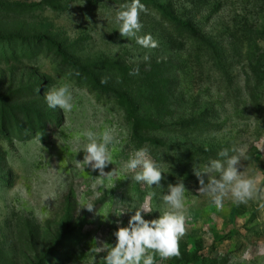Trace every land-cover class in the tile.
<instances>
[{
    "label": "rangeland",
    "instance_id": "rangeland-1",
    "mask_svg": "<svg viewBox=\"0 0 264 264\" xmlns=\"http://www.w3.org/2000/svg\"><path fill=\"white\" fill-rule=\"evenodd\" d=\"M129 2L0 0V264H104L92 249L114 246L136 208L162 215L181 180L180 254L153 253L156 264H264V193L244 204L229 194L217 211L193 174L235 148L238 170L264 187V0H141L138 35L154 49L120 36L115 15ZM65 83L72 111L49 108L46 94ZM105 128L119 141L104 169L112 188L76 163V137ZM144 146L159 187L121 173ZM96 192L93 211L80 208Z\"/></svg>",
    "mask_w": 264,
    "mask_h": 264
},
{
    "label": "clouds",
    "instance_id": "clouds-1",
    "mask_svg": "<svg viewBox=\"0 0 264 264\" xmlns=\"http://www.w3.org/2000/svg\"><path fill=\"white\" fill-rule=\"evenodd\" d=\"M146 12L147 9L141 0H130L116 13L115 21L119 25L118 32L121 37L127 40L134 39L135 43L142 48L154 49L158 43L150 34L138 35L142 29L139 16ZM144 59L147 60L148 57L145 56ZM137 72V69H133L129 74L135 75ZM72 100V93L67 83L51 89L45 96L49 108L65 112L72 111L74 107ZM76 140L82 143V146L76 149V153H84L83 160L76 163L82 170L89 167L98 173L96 185L102 186L107 180L108 188H112L114 172L112 170L106 173L104 169L109 164L113 165L111 146L119 143L113 131L109 128H105L100 133L88 130L76 137ZM217 155L219 158L210 160L203 169L193 170L199 185L197 191L208 195L210 203L217 211L224 209V200L229 194L234 203L244 204L264 193V187L258 186L254 178H245L242 171L238 170L242 167L240 161L246 159L243 150L222 149ZM121 173L125 178L127 174H131V179L137 183L143 182L148 187L152 185L159 187L164 172L150 158L148 147L144 146L129 155L121 166ZM213 173L216 175H210ZM202 174H206L207 182H205V175ZM188 193L182 180L174 185L169 184L167 193L161 197L168 208L167 211L156 219L145 220L142 214H150L151 207L136 208L134 214L128 219L127 226L118 227L113 233L114 246L101 243L99 247L93 248L92 252L94 254L106 252L103 256L104 264H156L153 253L161 260L179 256V241L186 231ZM99 196L100 193L96 192L95 197L83 203L80 208L92 212L95 207L93 200ZM125 211L127 210L121 208L119 215L124 214ZM90 259L92 264H95V255H92Z\"/></svg>",
    "mask_w": 264,
    "mask_h": 264
}]
</instances>
